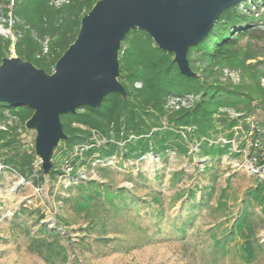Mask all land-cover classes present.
Listing matches in <instances>:
<instances>
[{
  "label": "trees",
  "instance_id": "1",
  "mask_svg": "<svg viewBox=\"0 0 264 264\" xmlns=\"http://www.w3.org/2000/svg\"><path fill=\"white\" fill-rule=\"evenodd\" d=\"M96 1L68 0L55 6L51 0H14L11 13L15 54L52 73L56 61L76 39L81 18ZM260 18L257 12L242 8L240 3L223 10L209 34L189 48L190 66L197 76L182 74L173 61L174 54L161 49L144 30H129L119 52V80L126 88L127 97L110 92L104 96L101 106L83 105L75 113L60 115L67 138L53 150L50 181L63 173L62 164L66 159L73 166L71 175L77 176L81 168L107 162L114 156L141 158L149 152L163 156L170 151L189 154L191 144L198 146L201 157L210 159L205 163L204 172L222 156L237 155L232 150L236 128L243 123L247 131L252 130L248 119L264 107V44L257 47L252 43V39L264 43ZM245 38L248 41L243 44ZM11 44L9 38L0 35V63L11 55ZM226 68L240 72L238 83L223 79ZM187 95L200 98L190 107L167 106L171 96ZM32 114L29 106L0 101V122L6 125L0 128V162L40 186L46 177L42 168L35 167L36 149L21 143L22 132L29 131L25 122ZM10 117H15L11 123ZM260 124L254 125L252 141L258 139L259 143L251 145V155L258 165L264 166ZM219 133L226 142L217 141ZM244 145L242 141L240 147ZM181 174L179 171L174 175ZM76 188L80 196L75 207L86 211L91 221H95L92 215L98 200L119 209L116 197L127 190V187L112 190L108 184L95 179L80 182ZM189 193L194 196L195 191L189 190ZM254 205L260 206L264 216V179L245 192L243 208L231 226L230 235L224 238L239 236L241 257L246 262L261 249L250 208ZM44 228L48 229L47 225ZM45 243L47 249L53 247L52 242ZM66 250L62 246L56 253L67 260Z\"/></svg>",
  "mask_w": 264,
  "mask_h": 264
},
{
  "label": "rangeland",
  "instance_id": "2",
  "mask_svg": "<svg viewBox=\"0 0 264 264\" xmlns=\"http://www.w3.org/2000/svg\"><path fill=\"white\" fill-rule=\"evenodd\" d=\"M239 3L258 13L259 28L264 30V1ZM9 8L7 1L0 0V35L5 38H10L7 27L13 24ZM247 41L245 38L242 43ZM252 43L257 47L264 44L260 39H252ZM222 75L234 83L241 78L235 69L226 68ZM199 98L193 95L191 104ZM230 113L235 115L233 110ZM248 121L253 129L261 123L264 147V107ZM253 129L247 131L241 123L232 140V150L238 154L222 156L205 172L210 159L201 157L195 144L190 145L189 154L170 151L163 156L149 152L141 158L114 156L83 167L77 176L66 180L50 181L48 176L40 186L13 169L4 170L0 176V264H264L260 206L250 207L261 244L252 260L246 262L241 257L239 236L224 240L243 208L245 192L264 179V166L251 155ZM35 137V131L22 132L21 143L33 148ZM217 141L227 140L219 133ZM242 141L245 145L241 148ZM35 167L42 168L40 158ZM179 171L182 174L175 177ZM93 179L115 191L127 187L116 197L119 209L98 200L92 215L95 221L75 207L80 196L76 185ZM189 190L195 191L194 196ZM47 241L53 243L51 249H47ZM62 246L67 249V260L56 253Z\"/></svg>",
  "mask_w": 264,
  "mask_h": 264
},
{
  "label": "water",
  "instance_id": "3",
  "mask_svg": "<svg viewBox=\"0 0 264 264\" xmlns=\"http://www.w3.org/2000/svg\"><path fill=\"white\" fill-rule=\"evenodd\" d=\"M241 1L97 0L81 18L76 39L52 73L16 54L4 57L0 101L33 109L25 127L36 132L43 175H50L53 150L67 138L62 113H75L83 105L101 106L110 92L127 97L119 80V52L129 30H144L161 49L174 54L182 74L197 76L190 66L189 48L209 34L223 10Z\"/></svg>",
  "mask_w": 264,
  "mask_h": 264
},
{
  "label": "built area",
  "instance_id": "4",
  "mask_svg": "<svg viewBox=\"0 0 264 264\" xmlns=\"http://www.w3.org/2000/svg\"><path fill=\"white\" fill-rule=\"evenodd\" d=\"M5 1H7L9 3L10 8L8 10V13H9V15L10 14L12 15L11 10L13 8L14 0H5ZM66 2H68V0H56V2H54L53 4L55 6H60L61 4L66 3ZM12 26H13V24H11V25L9 24V27H7L8 29H7L6 36L7 37L10 36L9 39L12 41L10 48H12V50L14 51V44H15L16 37L13 33ZM191 99H193V95L171 96L168 100L167 106L171 109H174V108L177 109V108H180L181 106L190 107L192 105ZM13 119H15V117H10L9 123H11V121ZM0 128H6V125L4 123L0 122ZM258 143H259L258 139H256L255 141H252V144H254V145H258ZM6 169H10V168L0 162V176H1V173ZM62 171H63V173L59 176L60 178H63L66 180L69 178V176H71V174L73 172V166H72L69 159L64 160V162L62 164Z\"/></svg>",
  "mask_w": 264,
  "mask_h": 264
}]
</instances>
